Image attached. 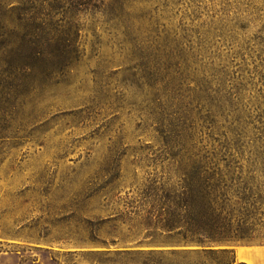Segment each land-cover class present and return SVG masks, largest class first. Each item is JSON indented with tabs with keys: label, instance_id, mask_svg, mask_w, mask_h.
I'll return each instance as SVG.
<instances>
[{
	"label": "rangeland",
	"instance_id": "rangeland-1",
	"mask_svg": "<svg viewBox=\"0 0 264 264\" xmlns=\"http://www.w3.org/2000/svg\"><path fill=\"white\" fill-rule=\"evenodd\" d=\"M0 3V264H213L231 255L200 249L264 245V0ZM198 159L232 189L197 253L81 254L124 199H190Z\"/></svg>",
	"mask_w": 264,
	"mask_h": 264
},
{
	"label": "trees",
	"instance_id": "trees-1",
	"mask_svg": "<svg viewBox=\"0 0 264 264\" xmlns=\"http://www.w3.org/2000/svg\"><path fill=\"white\" fill-rule=\"evenodd\" d=\"M8 11L17 20V8L11 6ZM2 21L3 14H0ZM24 66L27 67V63ZM200 162L201 159H198L194 175L183 180L182 188L190 193V199H124L122 208L99 218L95 230L100 232L104 225L108 226V230H101V234L91 237L94 248L80 251L81 254L150 260L154 256H176L191 250L183 248L188 243H201L198 237L192 235L202 230L203 216L208 212H211L210 217L217 215L213 206L218 204L217 199H226L223 197L225 191L232 188L231 181L219 169L200 170ZM243 189L247 188L244 186ZM246 191L240 196L241 204L248 203L249 194ZM189 231H192L191 238L187 235ZM67 252L75 254V251Z\"/></svg>",
	"mask_w": 264,
	"mask_h": 264
},
{
	"label": "crops",
	"instance_id": "crops-1",
	"mask_svg": "<svg viewBox=\"0 0 264 264\" xmlns=\"http://www.w3.org/2000/svg\"><path fill=\"white\" fill-rule=\"evenodd\" d=\"M185 252L197 253L198 249ZM199 252L229 253L231 258L213 264H264V245H244L234 249H200Z\"/></svg>",
	"mask_w": 264,
	"mask_h": 264
}]
</instances>
